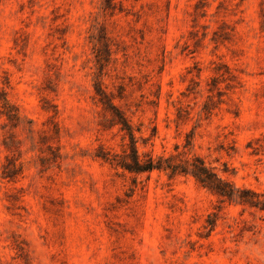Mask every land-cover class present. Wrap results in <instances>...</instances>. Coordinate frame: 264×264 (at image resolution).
I'll use <instances>...</instances> for the list:
<instances>
[{
    "label": "rangeland",
    "instance_id": "1",
    "mask_svg": "<svg viewBox=\"0 0 264 264\" xmlns=\"http://www.w3.org/2000/svg\"><path fill=\"white\" fill-rule=\"evenodd\" d=\"M116 115L264 199V0H0V264H264V209L94 156Z\"/></svg>",
    "mask_w": 264,
    "mask_h": 264
},
{
    "label": "trees",
    "instance_id": "2",
    "mask_svg": "<svg viewBox=\"0 0 264 264\" xmlns=\"http://www.w3.org/2000/svg\"><path fill=\"white\" fill-rule=\"evenodd\" d=\"M101 94L106 105L114 108L110 98H108L103 91H101ZM116 116L117 119H111L112 125H119L120 130L125 131L129 138L128 147L122 149L121 152H115L100 147L94 154L97 158L110 165L134 173L162 169L168 171L170 175L178 173L189 174L202 187L208 189L219 197L229 201H235L242 205L264 209V199L261 198V196H263L262 194H258L249 188L235 186L228 180L222 178L214 168L208 166L203 158L198 155H192L191 157H186L184 159H177L173 155L166 157L158 156L157 159H154L149 155L145 159H142L138 153L136 139L130 123L123 115ZM13 166L14 165H12V167ZM11 174H13L11 168L6 166L3 171V177L11 176Z\"/></svg>",
    "mask_w": 264,
    "mask_h": 264
}]
</instances>
